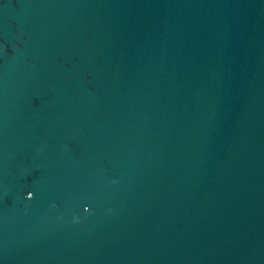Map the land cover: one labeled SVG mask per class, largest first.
<instances>
[{"label":"water","instance_id":"1","mask_svg":"<svg viewBox=\"0 0 264 264\" xmlns=\"http://www.w3.org/2000/svg\"><path fill=\"white\" fill-rule=\"evenodd\" d=\"M0 264H264V0H0Z\"/></svg>","mask_w":264,"mask_h":264},{"label":"clouds","instance_id":"2","mask_svg":"<svg viewBox=\"0 0 264 264\" xmlns=\"http://www.w3.org/2000/svg\"><path fill=\"white\" fill-rule=\"evenodd\" d=\"M33 195H34V194H33L32 192H29V193L27 194V198H28V199H31V198L33 197ZM75 219L78 221V220H79V217H76Z\"/></svg>","mask_w":264,"mask_h":264}]
</instances>
